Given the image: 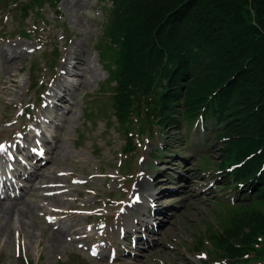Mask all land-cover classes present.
Segmentation results:
<instances>
[{
    "label": "rangeland",
    "instance_id": "374dc122",
    "mask_svg": "<svg viewBox=\"0 0 264 264\" xmlns=\"http://www.w3.org/2000/svg\"><path fill=\"white\" fill-rule=\"evenodd\" d=\"M55 14H58L57 17ZM42 16L52 25L45 27L38 20V24L45 27V32L41 31L38 35L34 34L31 39H24L14 36L13 33L16 32L17 25L34 27L35 20L32 16L25 21H20L18 17L16 23H13V14H9L7 10H3L0 15V35H3V38H0V134L5 132L2 138L7 139L6 128L8 130L20 128V125L26 123L28 115L20 119L17 114L24 106L31 108L32 101L36 100L37 96L41 101L34 106L33 113L44 110L43 97L50 90L52 84L49 83L50 78L60 73L68 52L81 53L88 66L96 70L97 75L94 81L84 85H77L76 79L78 78L79 81L82 75H87L86 69L78 70L80 77L74 76L72 81L70 79L72 82L70 94L62 105L64 109L71 107L72 113L61 114L62 120H58L59 126L50 130L54 132L56 139H59L58 144L65 147L67 158L57 163L63 171L73 172L74 177L67 180L71 193L64 196L62 205L56 206L54 203L50 205L46 199H41L39 197L41 191L33 190L32 187L22 195L21 200L28 207L33 208V211L26 216L32 236L28 239L24 237L22 231L10 232L9 227L6 228L8 234L0 226V264H22L23 257L32 260V264H209L212 262L211 255L215 254L214 251L210 254L209 245L205 247L203 244L198 250L193 248L198 236L205 243L207 226H211L215 221L219 222L221 227L224 226L226 212L231 210V206H219V215L222 216L219 219L218 209L212 202L214 195L220 193L217 188L219 182L215 179L219 173L216 171L215 161L219 158L221 147L220 142L208 138L209 131L213 129L212 125L207 132L202 130L200 124L188 129L187 122L182 121L177 129H167L163 137H157L156 140L148 142L140 136L142 146L137 147L132 156L122 155L120 151L124 142V133L122 130H115L117 125L109 106L111 98L108 89L110 88L104 83L107 73L100 63L95 47L96 42L103 35L105 22L101 3L99 0H61L57 12L47 4L44 5ZM12 42L25 48H35L41 43L43 47L33 53H22L20 47L13 46L18 56L7 63L8 58L2 55L1 48L4 47L10 52ZM54 47L58 49V56L54 58V67L50 68L51 55L48 53ZM30 65L34 66L32 73L37 77V81L45 83V91L33 92V88L27 90L31 81L27 73ZM10 68L11 70L7 72ZM101 86L104 90L100 89ZM87 109L89 115L86 116L84 112L86 113ZM45 111L48 115L52 113L47 108ZM86 117L90 121H87ZM108 120L110 124L107 126L105 122ZM18 122L20 125L11 127ZM31 124L26 125L27 128ZM77 135L81 137L78 138ZM155 146H160L161 149L168 148L169 151L166 153L168 157H163L162 161L157 162L150 159V151ZM117 169L127 176L125 184L123 176L117 173ZM157 170L160 171V175ZM50 171L51 169L47 168L40 172L46 177ZM164 174L167 176H163ZM87 175L95 177L90 179ZM158 175L162 178L158 179ZM142 176L152 193L149 199L153 200L154 208H159L158 214L152 219L153 223L158 221L161 223L156 232L147 234L148 242H141L139 249H131L137 253V256H130L122 247L124 244L120 239L119 231L121 223L116 226L114 218H122L121 210L132 198ZM84 181H88L90 187H84L82 185ZM48 182L51 183V179ZM59 182H62V178ZM223 193L228 194L225 190L221 194ZM107 197H113V200L108 203ZM119 199L122 201L118 202ZM148 204H145V207ZM40 205L49 208L78 206L74 209L92 205L100 210L120 211V214L106 217L107 226L104 231H99L100 226L104 224L103 217L91 220L87 218V214L78 211L77 216L74 214L75 217L62 219V225L72 224L77 220L80 227L86 225L87 221H92L89 226L87 225L89 229L95 227L98 235L106 234L108 245L103 253L107 251L109 255L115 251L117 256L112 260L108 258L109 256L104 258L105 260L100 257H90L89 250L98 247L90 240L89 250L74 249V244L68 240L60 244L51 242L48 239L47 226L41 217L44 212L40 211L44 209ZM145 207L140 205L134 209L126 207L130 216L127 220L134 223L141 217L148 219L140 214ZM148 209L150 210L149 207ZM51 217L54 215L48 216ZM0 223L4 224V221L0 219ZM73 250L76 252H71Z\"/></svg>",
    "mask_w": 264,
    "mask_h": 264
},
{
    "label": "trees",
    "instance_id": "16d2710c",
    "mask_svg": "<svg viewBox=\"0 0 264 264\" xmlns=\"http://www.w3.org/2000/svg\"><path fill=\"white\" fill-rule=\"evenodd\" d=\"M59 1L4 3L27 17ZM106 1L97 46L110 56L118 125L127 131L139 119L153 138L204 116L222 144L219 167L240 163L223 170L235 207L209 243L226 264H264V0Z\"/></svg>",
    "mask_w": 264,
    "mask_h": 264
},
{
    "label": "bare ground",
    "instance_id": "6f19581e",
    "mask_svg": "<svg viewBox=\"0 0 264 264\" xmlns=\"http://www.w3.org/2000/svg\"><path fill=\"white\" fill-rule=\"evenodd\" d=\"M13 46L20 47V44L18 43H11L10 48L11 51L8 52L6 48H1V53L5 58H8V62H12L17 58V54L13 50ZM17 52V51H16ZM87 70V75H82L80 77V74L78 73V70ZM11 70L8 69L7 72ZM61 76L59 78V82L56 85V88L63 89L64 93L66 90H69L68 83L63 82V78L65 76H79L80 80L77 81V85H84L86 83H91L96 79L97 72L94 68L88 66V62L81 56V53L79 52H68L67 56L64 58L62 67L60 69ZM6 92V91H5ZM60 96L58 98L59 102L62 101V99H65L66 95ZM48 96H55L54 91L49 92ZM56 104V110H62L61 105ZM63 112V111H62ZM68 112V113H67ZM68 115L72 113V110H67L66 112ZM38 123V121H37ZM49 142V140H46ZM4 150V149H3ZM50 153L52 156L46 161V163L41 164L37 170L43 168L47 169L50 168V173L45 177L42 174H39L36 170L31 171L28 170L27 174H21L20 176L25 177L28 182L33 186L34 190H41L42 192L39 194V197L41 199H47L52 198L53 203L56 205H62L64 201V196L68 194V190L66 188V179L62 178L64 176L69 177L70 175H73V172H70L69 175H65L62 172V169L60 168L57 161L63 160L65 161L67 158V153L65 152V147H63L61 144L54 143L52 149L50 150ZM25 168V167H24ZM62 178L63 184L60 185L58 182ZM51 179L53 183L48 184V180ZM146 185L145 182H142L141 187ZM20 198V197H19ZM19 198H13V201L4 202L0 199V219L4 221V224L0 223V226L3 227V231L9 234L8 228L10 229V232L17 230L20 228V230L24 233V237H27L28 239L32 236V232L28 229V222L26 221V216L28 213H31L33 211L32 208H29L27 204L18 201ZM43 207V206H42ZM41 209V208H40ZM42 210V209H41ZM47 211V208L44 207V212ZM49 212H55L57 213L55 209L48 210ZM64 217H75L74 212L72 211H64L61 213ZM75 219V218H74ZM47 226V230L49 232L48 239L51 242L61 243L65 240H68V242H71L74 244L73 248L75 249L77 247L78 242H84L89 235H94L92 239L97 240L99 238V235L97 234L98 231L94 229V232L88 231L85 233L83 231V228L79 226L77 223V220L75 223L62 225L63 223L57 224V222L52 221H45L44 222ZM69 236V239L67 237ZM105 244L102 243L101 246H104ZM83 246V245H82ZM84 248V247H82Z\"/></svg>",
    "mask_w": 264,
    "mask_h": 264
},
{
    "label": "snow or ice",
    "instance_id": "6c2138e0",
    "mask_svg": "<svg viewBox=\"0 0 264 264\" xmlns=\"http://www.w3.org/2000/svg\"><path fill=\"white\" fill-rule=\"evenodd\" d=\"M2 150H3V145H0V151ZM93 254H95V252Z\"/></svg>",
    "mask_w": 264,
    "mask_h": 264
}]
</instances>
